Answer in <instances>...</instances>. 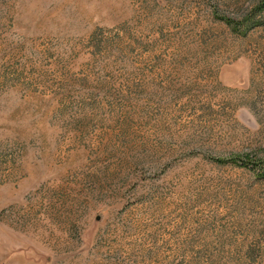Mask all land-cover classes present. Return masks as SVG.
Masks as SVG:
<instances>
[{
    "label": "rangeland",
    "instance_id": "rangeland-1",
    "mask_svg": "<svg viewBox=\"0 0 264 264\" xmlns=\"http://www.w3.org/2000/svg\"><path fill=\"white\" fill-rule=\"evenodd\" d=\"M264 0H0V264H264Z\"/></svg>",
    "mask_w": 264,
    "mask_h": 264
},
{
    "label": "trees",
    "instance_id": "trees-1",
    "mask_svg": "<svg viewBox=\"0 0 264 264\" xmlns=\"http://www.w3.org/2000/svg\"><path fill=\"white\" fill-rule=\"evenodd\" d=\"M263 175H264V170H263Z\"/></svg>",
    "mask_w": 264,
    "mask_h": 264
}]
</instances>
